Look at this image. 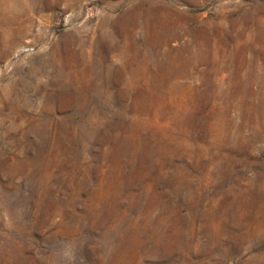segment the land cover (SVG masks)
Returning <instances> with one entry per match:
<instances>
[{"label": "rangeland", "instance_id": "rangeland-1", "mask_svg": "<svg viewBox=\"0 0 264 264\" xmlns=\"http://www.w3.org/2000/svg\"><path fill=\"white\" fill-rule=\"evenodd\" d=\"M0 264H264V0H0Z\"/></svg>", "mask_w": 264, "mask_h": 264}]
</instances>
